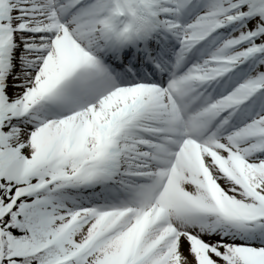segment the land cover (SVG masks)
<instances>
[{
	"label": "snow or ice",
	"instance_id": "6c2138e0",
	"mask_svg": "<svg viewBox=\"0 0 264 264\" xmlns=\"http://www.w3.org/2000/svg\"><path fill=\"white\" fill-rule=\"evenodd\" d=\"M0 264H264V0H0Z\"/></svg>",
	"mask_w": 264,
	"mask_h": 264
}]
</instances>
